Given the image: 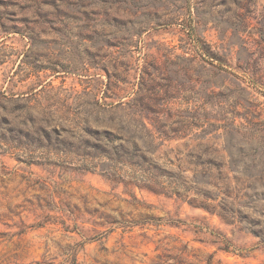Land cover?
Segmentation results:
<instances>
[{
	"label": "rangeland",
	"instance_id": "374dc122",
	"mask_svg": "<svg viewBox=\"0 0 264 264\" xmlns=\"http://www.w3.org/2000/svg\"><path fill=\"white\" fill-rule=\"evenodd\" d=\"M0 264H264V0H0Z\"/></svg>",
	"mask_w": 264,
	"mask_h": 264
}]
</instances>
